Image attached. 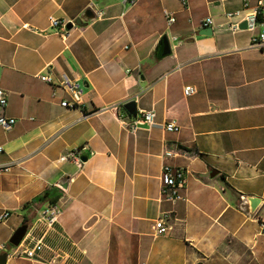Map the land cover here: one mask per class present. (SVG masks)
<instances>
[{
    "label": "crops",
    "instance_id": "obj_1",
    "mask_svg": "<svg viewBox=\"0 0 264 264\" xmlns=\"http://www.w3.org/2000/svg\"><path fill=\"white\" fill-rule=\"evenodd\" d=\"M256 3L0 0V114L16 119L0 126L6 264H264V46L250 44L247 28L230 30L226 16ZM88 7L91 20L82 18ZM79 17L83 24L64 28ZM206 17L209 36L198 33ZM163 33L172 53L156 59ZM65 76L84 86L75 107L61 105L71 99ZM128 100L135 117L123 109ZM144 110L152 124L131 131ZM168 120L179 129L166 131ZM164 164L184 171L178 200L161 195ZM248 196L260 199L253 213ZM50 205L60 212L46 228L40 217ZM160 217L163 234L154 228ZM21 224L22 244L8 246ZM38 239L37 258L14 254Z\"/></svg>",
    "mask_w": 264,
    "mask_h": 264
},
{
    "label": "built area",
    "instance_id": "obj_2",
    "mask_svg": "<svg viewBox=\"0 0 264 264\" xmlns=\"http://www.w3.org/2000/svg\"><path fill=\"white\" fill-rule=\"evenodd\" d=\"M135 0H122L123 4L133 3ZM183 6L187 5V0H179ZM243 1V8L247 9L248 0ZM97 16H101L102 12L98 11ZM163 15L166 18V21L170 24L175 21V16L172 11L168 9H163ZM227 18L229 19L227 26L232 31H237L240 29V22L246 21V28L253 31V35L250 39V44L254 46H264V1L257 0L256 5L247 10L243 15L241 14V9L227 12ZM49 21L52 26H57L60 24V21L53 17L49 16ZM212 24V19L206 17L201 22V26H209ZM256 31V32H255ZM175 38V37H173ZM41 80L49 81V77L46 74H38ZM63 88L70 94V100H62L61 105L64 107H75L81 102V97L83 95L84 86L83 84L74 78L65 76L62 80ZM194 92V88L190 85L184 87V93L190 95ZM6 105V96L3 88L0 87V106L3 107ZM154 118V112L152 110H144L140 118L136 119L132 124H128V128L131 131H134L137 128L138 124H147L151 125ZM14 117H8L0 114V126L3 128H10L15 123ZM164 129L166 131H177L179 129L175 120H168L164 123ZM172 152L167 149L165 155L169 156ZM161 195L167 201H175L181 198L180 188L183 186L185 181L184 171L181 168H175L169 164H164L161 169ZM59 209L55 205H50L47 207L42 215L41 220L46 226V228H51L54 226L59 215ZM8 213L5 212L0 215V218L7 217ZM154 228L157 234L165 233L169 226L164 222L163 217L156 219L154 223ZM20 243L19 245H21ZM16 246V247H19ZM44 247V243L41 239L36 240L34 243L23 246L22 249H16L15 255L23 256L29 259L37 258L40 252Z\"/></svg>",
    "mask_w": 264,
    "mask_h": 264
},
{
    "label": "water",
    "instance_id": "obj_3",
    "mask_svg": "<svg viewBox=\"0 0 264 264\" xmlns=\"http://www.w3.org/2000/svg\"><path fill=\"white\" fill-rule=\"evenodd\" d=\"M95 17V13L92 10V8L88 7L84 10L82 14V18L85 20H91ZM74 24L81 25L83 24L82 19L79 17L75 21H70L67 22L64 26L65 29H70ZM240 28H246V21H242L240 23ZM198 33L200 35H205L209 36L212 34V27L211 26H205L202 27ZM172 53V46L170 39L166 33H163L157 40L154 49H153V54L156 59H161L164 58ZM123 109L126 112L128 117H135L137 114V109H136V103L134 100H128L123 104ZM218 174V170L212 169L209 173V177L213 178ZM69 183L68 178H62L60 181H58L57 185L63 189H66ZM260 199L255 196H248L246 197V202L248 205L246 206L247 210L249 213H253L254 210L256 209ZM27 231V225L26 224H21L18 226L14 232L11 234L9 237V243L13 246H18L22 239L24 238L25 234ZM6 258H7V253L2 252L0 253V264H6Z\"/></svg>",
    "mask_w": 264,
    "mask_h": 264
},
{
    "label": "trees",
    "instance_id": "obj_4",
    "mask_svg": "<svg viewBox=\"0 0 264 264\" xmlns=\"http://www.w3.org/2000/svg\"><path fill=\"white\" fill-rule=\"evenodd\" d=\"M179 148L181 149V150H184V151H191V149L190 148H187V147H184V146H179ZM49 191H44L42 194H40V195H38L37 197H35L34 199H33V201H36V200H41L42 198H45V197H47V196H49ZM8 246H10V243L8 242Z\"/></svg>",
    "mask_w": 264,
    "mask_h": 264
},
{
    "label": "rangeland",
    "instance_id": "obj_5",
    "mask_svg": "<svg viewBox=\"0 0 264 264\" xmlns=\"http://www.w3.org/2000/svg\"><path fill=\"white\" fill-rule=\"evenodd\" d=\"M256 32V31H255Z\"/></svg>",
    "mask_w": 264,
    "mask_h": 264
}]
</instances>
